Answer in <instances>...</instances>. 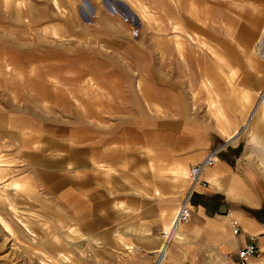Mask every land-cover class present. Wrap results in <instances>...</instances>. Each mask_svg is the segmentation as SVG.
<instances>
[{"label":"rangeland","instance_id":"obj_1","mask_svg":"<svg viewBox=\"0 0 264 264\" xmlns=\"http://www.w3.org/2000/svg\"><path fill=\"white\" fill-rule=\"evenodd\" d=\"M263 31L264 0H0V264H142L202 144L264 192Z\"/></svg>","mask_w":264,"mask_h":264},{"label":"crops","instance_id":"obj_2","mask_svg":"<svg viewBox=\"0 0 264 264\" xmlns=\"http://www.w3.org/2000/svg\"><path fill=\"white\" fill-rule=\"evenodd\" d=\"M209 146L210 143L200 146L196 159L202 158L193 164L202 162L210 150L222 147L218 160L213 167L202 169L200 179L207 185H195L188 204V220L178 224L177 237L168 244L166 257L160 264H233L238 261V249L251 242L257 251L248 258V264H264V218L257 215L264 206V192L254 181L261 177L247 164H241L239 155L231 160L222 158L225 143ZM177 168L179 174H186L185 164ZM121 204L118 203L119 208L125 202L122 200ZM154 224L142 219L139 249L147 255L142 264H156L158 251L165 241L161 234L168 224L161 230Z\"/></svg>","mask_w":264,"mask_h":264},{"label":"built area","instance_id":"obj_3","mask_svg":"<svg viewBox=\"0 0 264 264\" xmlns=\"http://www.w3.org/2000/svg\"><path fill=\"white\" fill-rule=\"evenodd\" d=\"M222 147L210 150L209 153L205 156L202 162L197 164H193L190 168V186L187 194L184 197L183 202L180 204L177 209L176 214L173 217L171 230L175 228L178 224L185 222L188 220V204L189 200L194 193V187L197 184H201L202 186H206L207 182L202 181L199 177L200 171L203 166L213 167L218 160V153L220 152ZM199 177V178H198ZM237 231V229H235ZM170 232H163L161 238L167 240ZM252 241H254V237H252ZM257 251L256 245L254 242L248 243L245 246L238 249V261L233 264H248V258L253 256Z\"/></svg>","mask_w":264,"mask_h":264},{"label":"bare ground","instance_id":"obj_4","mask_svg":"<svg viewBox=\"0 0 264 264\" xmlns=\"http://www.w3.org/2000/svg\"><path fill=\"white\" fill-rule=\"evenodd\" d=\"M179 50V49H178ZM258 55H261L262 57H264V31H263V33H262V37H261V39H260V41H259V44H258ZM256 110V109H255ZM250 119V118H249ZM245 126V125H244ZM237 133V132H236ZM237 134H239V132L237 133ZM236 134V135H237ZM233 136H231V137H229L228 139H227V141L228 142H233ZM204 167H209V166H203L202 167V169L204 168ZM202 169H201V171H202ZM201 171H200V173H201ZM199 177H200V174H199ZM198 177V178H199ZM189 178H190V169H189ZM190 183H191V181H190ZM177 212V211H176ZM176 214V213H175ZM173 217H174V215H173ZM172 220H173V218H172ZM172 220H171V222L168 224V226H167V228H166V231L165 232H170L169 233V236H168V239L167 240H165L164 241V244H163V247L161 248V250L160 251H158V256H157V262H156V264H160L164 259H165V257H166V253H167V246H168V244L170 243V241L172 240V239H175L176 237H177V226H175V228H173L172 230H171V224H172Z\"/></svg>","mask_w":264,"mask_h":264}]
</instances>
